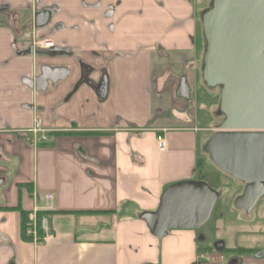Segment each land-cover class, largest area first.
Here are the masks:
<instances>
[{"label":"crops","instance_id":"0c3cea01","mask_svg":"<svg viewBox=\"0 0 264 264\" xmlns=\"http://www.w3.org/2000/svg\"><path fill=\"white\" fill-rule=\"evenodd\" d=\"M102 2H117L113 30L96 24L106 49L87 35L72 42L103 53L81 57L105 69V97L97 95L95 77L86 75L82 63L61 58L56 67L68 72L50 91L35 94L34 110L0 95V117L8 122H0V264H158L161 252L171 264V254L185 264H264V249L254 248L259 245L234 246L254 251H229L226 259L221 249L212 252L200 243L202 234L156 237L141 218L157 208L166 186L198 179L200 153L210 136L200 134L209 127L200 125L191 97L198 79L196 21L203 10L198 0ZM95 14L86 12L90 19ZM81 26L85 34L92 29ZM181 76L192 102L177 94ZM5 83L17 86L19 80L0 77V90ZM19 99L29 101L26 94ZM36 117L50 130L48 139L27 131ZM22 211L45 213L47 242L22 237ZM215 224L217 230L223 226L221 219ZM224 234L220 229L215 237L227 247Z\"/></svg>","mask_w":264,"mask_h":264},{"label":"water","instance_id":"95a60500","mask_svg":"<svg viewBox=\"0 0 264 264\" xmlns=\"http://www.w3.org/2000/svg\"><path fill=\"white\" fill-rule=\"evenodd\" d=\"M208 3L200 17L205 42L200 78L207 88L218 89L222 119L203 149L217 169L242 182L233 205L250 212L264 195V0ZM106 91L105 83L96 90L100 98ZM190 92L181 76L178 96L189 101ZM219 194L202 179L171 183L157 208L141 218L156 237L197 229L210 219Z\"/></svg>","mask_w":264,"mask_h":264},{"label":"flooded vegetation","instance_id":"af4514ba","mask_svg":"<svg viewBox=\"0 0 264 264\" xmlns=\"http://www.w3.org/2000/svg\"><path fill=\"white\" fill-rule=\"evenodd\" d=\"M75 2L76 8L73 7ZM116 8L117 2L103 7L102 0H0V77L19 80L17 86L5 83L0 95L9 97L10 104L15 103L19 108L34 110L35 94L50 91L57 78L68 72L64 65L60 70L56 67L59 58L82 63L86 75L99 71L100 78L92 82L96 90L101 83L107 85L105 69H95L82 62L81 57L85 52L93 58L103 53L84 42L73 43L72 40L87 35L93 44L105 50L104 37L96 24L111 32V18ZM87 11L95 12V18H88ZM82 24L92 27L89 33H83ZM25 94L28 102L19 99ZM5 121L0 117V122L8 125ZM201 234L205 239V233ZM214 246L225 247L221 240H215Z\"/></svg>","mask_w":264,"mask_h":264},{"label":"rangeland","instance_id":"374dc122","mask_svg":"<svg viewBox=\"0 0 264 264\" xmlns=\"http://www.w3.org/2000/svg\"><path fill=\"white\" fill-rule=\"evenodd\" d=\"M208 2L209 0H198L196 6L198 9H204L208 7ZM200 23V18H197L195 31V59L197 61L196 77L198 79H196L193 84L191 97L194 99L195 112L198 119L201 121L200 125L209 127L208 130L200 133L205 137L209 136L212 131L216 129L217 125L222 119V115H220L218 112V89L216 87L207 88L200 79L199 75V60L204 49ZM93 76L98 80L101 76V73L97 71L96 73H93ZM192 98L190 99V102H192ZM200 108L202 111H200ZM200 154L202 166L199 167V174L196 175V178L204 180L213 189H219L221 196L216 201L209 221L203 227H199V229H173L170 230L169 233L190 232L195 237H198L203 231L205 233V239L200 241V243H202L204 246H211L212 252H216L217 250L214 246L216 240L215 235L217 236L220 229H224V237L227 239V247L259 245L260 247L254 248L264 249V199L263 202L258 201L254 209H252L250 212L236 208L233 205V200L236 197V192L241 188L243 190L242 182L217 169L205 152H201ZM217 219H221L223 223V226L218 227V230L216 228V224L214 225V222ZM252 225H254L256 229H254ZM247 226H249L248 229L243 228ZM250 227L253 230L250 229ZM222 254L226 259H229L231 255L230 252L226 251H223ZM171 257L173 258V264H185L182 262L183 259L177 260L174 254H171ZM158 264L171 263L169 262L168 258H166V255L163 256L161 252L160 262Z\"/></svg>","mask_w":264,"mask_h":264},{"label":"built area","instance_id":"2783aa9c","mask_svg":"<svg viewBox=\"0 0 264 264\" xmlns=\"http://www.w3.org/2000/svg\"><path fill=\"white\" fill-rule=\"evenodd\" d=\"M30 132L33 137L37 134H40V137L43 139L49 138V129L44 127L42 120L40 117H36L27 130ZM157 146L159 150H163L165 148V142L162 138L157 140ZM50 195H47V198H50ZM38 229L42 231V235H38ZM49 227H48V220L45 216H42L40 219L37 218L36 213H32L28 215V227L26 229V234L31 237V240L37 244H42L47 242L49 238ZM205 254H201L200 257H204Z\"/></svg>","mask_w":264,"mask_h":264},{"label":"trees","instance_id":"16d2710c","mask_svg":"<svg viewBox=\"0 0 264 264\" xmlns=\"http://www.w3.org/2000/svg\"><path fill=\"white\" fill-rule=\"evenodd\" d=\"M208 5H209V3H208ZM207 8V7H206ZM205 9V8H204ZM203 9V10H204ZM202 10V11H203ZM202 13V12H201ZM201 17V14H200V16H199V18ZM200 26H201V23H200ZM200 29H201V33H202V28L200 27ZM205 46V42H204V40H203V47ZM202 48V47H201ZM204 50V49H203ZM202 54V53H201ZM200 57H201V55H200ZM200 61V69H201V67H202V62H201V59L199 60ZM218 99H219V95H218ZM200 111H202V109L200 108ZM218 112H219V110H218ZM200 113V112H199ZM200 117V116H199ZM86 133H88V132H86ZM202 166V162H200L199 161V166H198V171H199V167H201ZM218 190V192L220 193L219 194V197L221 196V192L219 191V189H217ZM84 212H91V211H84ZM45 213L44 212H42V211H38L37 212V218L38 219H40L43 215H44ZM27 227H28V213L27 212H25V211H22L21 212V235H22V237L24 238V239H31V237L30 236H28L27 234H26V229H27ZM38 235L39 236H41L42 235V231L40 230V229H38ZM198 250L199 251H202V250H204V248H198ZM221 250L222 251H226V252H229V251H231V252H238V253H240V254H243V253H251V252H253L254 251V249H252V248H244V247H234V248H227V247H223V248H221Z\"/></svg>","mask_w":264,"mask_h":264}]
</instances>
